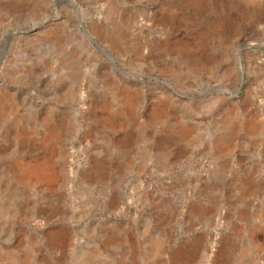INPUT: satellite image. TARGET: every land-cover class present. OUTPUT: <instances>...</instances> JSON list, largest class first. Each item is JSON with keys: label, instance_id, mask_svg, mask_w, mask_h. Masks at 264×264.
<instances>
[{"label": "rangeland", "instance_id": "374dc122", "mask_svg": "<svg viewBox=\"0 0 264 264\" xmlns=\"http://www.w3.org/2000/svg\"><path fill=\"white\" fill-rule=\"evenodd\" d=\"M72 1L0 0V264H264V0Z\"/></svg>", "mask_w": 264, "mask_h": 264}, {"label": "water", "instance_id": "95a60500", "mask_svg": "<svg viewBox=\"0 0 264 264\" xmlns=\"http://www.w3.org/2000/svg\"><path fill=\"white\" fill-rule=\"evenodd\" d=\"M57 1H62V0H53V4H54V6L55 7H57ZM70 1V0H69ZM70 2H73V1H70ZM53 14H54V11H53ZM53 14H46L45 16H43V18H40L39 20H37V21H35V22H39V21H41V20H44V19H48V21L50 22V23H54V22H56L57 20H56V18L54 19L53 18ZM50 19V20H49ZM34 27H32V25L31 26H28V27H26V24H22L21 26H20V28L17 30L18 32H20V33H27V32H29V31H31L32 29H33ZM14 32V31H13ZM13 32H7V34H6V37H8L9 35H12L13 34ZM84 32L86 33V36H87V38H88V40L89 41H91L92 39H91V37H90V34L84 29ZM83 35V34H82ZM85 39V38H84ZM86 40V39H85ZM92 41H94V40H92ZM86 42L88 43V45H89V42L86 40ZM95 42V41H94ZM97 45V47H100V45L97 43L96 44ZM255 45H257V46H264V44H255ZM244 49H247L248 48V45H245L244 47H243ZM92 49H94V48H92ZM239 50H240V48H239ZM94 51H95V53H97V51L94 49ZM113 64H114V62H112ZM239 63H240V60H239ZM240 71L242 72V66H241V63H240ZM116 71L118 72V76L121 78V80L122 81H124V82H129V83H135V84H140V80L138 81V80H136V78L135 77H133V78H131L130 77V75H133V76H135V74H133V73H130L129 71H127V70H124V69H121V68H119L118 67V69H116ZM139 75H141V76H146L145 74H139ZM238 92V88H236L235 90H233L232 92H229L231 95H234V94H236Z\"/></svg>", "mask_w": 264, "mask_h": 264}, {"label": "bare ground", "instance_id": "6f19581e", "mask_svg": "<svg viewBox=\"0 0 264 264\" xmlns=\"http://www.w3.org/2000/svg\"><path fill=\"white\" fill-rule=\"evenodd\" d=\"M70 1H72V0H70ZM52 9H53V11H54L53 18L55 19V18H56V14H55V12H56V10H57V7H55L54 4H52ZM49 20H50V19H49ZM47 22H49L48 19H44V20H41V21H39V22H34V24L32 25V27H36V26H38V25L46 24ZM112 65H113V68H114L115 70L118 69V67H117L115 64H112ZM25 171H26V172H27V171H29V172H33V173L36 174V175H38V174L41 173V170H40V168H39L37 165H32V166L26 168Z\"/></svg>", "mask_w": 264, "mask_h": 264}]
</instances>
